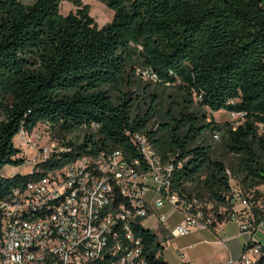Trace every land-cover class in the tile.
<instances>
[{"label": "trees", "instance_id": "16d2710c", "mask_svg": "<svg viewBox=\"0 0 264 264\" xmlns=\"http://www.w3.org/2000/svg\"><path fill=\"white\" fill-rule=\"evenodd\" d=\"M64 1L77 11L62 14ZM101 1L114 13L103 27L80 0H0V201L97 150L118 148L141 158L128 135L136 130L174 163V191L193 189L217 210L226 208L217 221L230 218L233 208L242 211L255 233L264 221V0ZM139 67L153 68L161 85L184 98L166 114L164 134L149 128L156 95L149 94L145 112L135 113L139 99L130 88L144 83L146 94L151 84L136 75ZM111 89L119 91L118 102ZM195 99L199 110L191 111ZM221 110L242 113L245 124L234 130L210 119ZM42 124L72 150L54 152L32 173L3 176L5 167L27 162L16 144L19 133ZM79 131L86 132L81 142L65 141L66 133ZM217 131L235 162L214 158L202 140ZM228 171L247 207L234 206ZM134 231L149 264H168L159 257L156 233L140 225Z\"/></svg>", "mask_w": 264, "mask_h": 264}, {"label": "built area", "instance_id": "2783aa9c", "mask_svg": "<svg viewBox=\"0 0 264 264\" xmlns=\"http://www.w3.org/2000/svg\"><path fill=\"white\" fill-rule=\"evenodd\" d=\"M136 75L161 83L151 67L137 68ZM128 135L141 158L131 159L118 148L97 150L13 188L0 201V264H149L143 239L134 229L140 225L151 230L146 222L154 216L152 206L169 204L183 214L182 221L168 229L172 237L212 229L220 222L217 215L226 208L217 210L196 194L174 191V163L164 161L147 134L135 130ZM221 136L220 131L214 134L216 139ZM34 137L40 138L35 131L18 135L23 146L36 149ZM49 150L36 153L35 165L50 157ZM228 175L234 206L247 207L248 199L235 188L230 171ZM241 212L233 208L228 219L252 237L241 256L230 257L227 264H264V244L254 238ZM156 221L165 227L167 215L156 216Z\"/></svg>", "mask_w": 264, "mask_h": 264}, {"label": "rangeland", "instance_id": "374dc122", "mask_svg": "<svg viewBox=\"0 0 264 264\" xmlns=\"http://www.w3.org/2000/svg\"><path fill=\"white\" fill-rule=\"evenodd\" d=\"M82 2V6L88 5L90 7V15L94 18V20L97 22L99 27H103L110 23L114 18L113 11L101 0H80ZM78 9V6L75 5L73 1H64L61 6V13L64 15L69 14L70 12H76ZM148 82V81H147ZM151 83V82H148ZM144 84V83H143ZM142 84V85H143ZM142 85L140 87H137L136 85L132 86L130 88V91L133 93V97L137 100L136 107H135V113H143L145 112L150 103L149 94H154L157 96L156 101V113L155 116L151 119L149 128L151 130L159 131L160 134H164V128H165V121H166V114L170 111L178 110L177 108H180L183 105L184 98L181 94H178L176 90L173 88V86H165L161 85L159 83H151L150 88L148 89V93H144V90L142 88ZM125 91L127 88L124 89ZM110 94L113 97V100L115 102H118V95L119 91L116 89H111ZM197 108L199 110V105L196 99L194 100V105L191 108V111L193 109ZM208 113H210V110L204 109ZM210 119L214 120L216 123L219 124H228L229 127L236 130L239 126L245 124V118L244 117H238L233 118L231 113L226 110H221L218 112L211 113ZM35 133L40 136V138L34 137L33 140L35 143H37V148H27L21 144L20 138H16V144L20 145L23 148L24 154L27 157V162L25 165L19 166L18 169L23 172L22 175H26L31 173L34 170V167L36 166L34 163V158L36 156V153L38 151H41L44 148H48L49 153L51 156L54 152H61L63 147L61 146L62 137H60L59 133L56 131H53L50 126H47L45 124H42L37 127L35 130ZM85 131H79V132H71L66 133L65 141L74 140L76 142H81L85 138ZM215 133L207 132L202 140H206L209 144L212 145L213 150V157L217 159H224L226 162H235V156L232 154V152L225 146L224 143V137L223 134L220 139H216L214 137ZM263 134L262 128L259 130V135ZM11 166H7L4 168V172H6V169H9ZM7 175L12 174L10 172L6 173ZM237 183V186H239V183ZM235 185V182H234ZM193 194H196L193 189H191Z\"/></svg>", "mask_w": 264, "mask_h": 264}, {"label": "crops", "instance_id": "0c3cea01", "mask_svg": "<svg viewBox=\"0 0 264 264\" xmlns=\"http://www.w3.org/2000/svg\"><path fill=\"white\" fill-rule=\"evenodd\" d=\"M2 172L6 177L7 172L12 175L23 174L18 167L11 166ZM11 176V175H10ZM154 215L146 224L161 241L162 250L159 257L168 264H227V260L239 258L245 245L252 235L243 233L239 224L232 219L218 222L212 229H201L183 237H172L169 228L174 227L183 219V214L174 210L169 204L163 207L152 206ZM167 215V223L157 225L156 216ZM254 238L264 244V221L254 233Z\"/></svg>", "mask_w": 264, "mask_h": 264}, {"label": "water", "instance_id": "95a60500", "mask_svg": "<svg viewBox=\"0 0 264 264\" xmlns=\"http://www.w3.org/2000/svg\"><path fill=\"white\" fill-rule=\"evenodd\" d=\"M17 175H22V174H17Z\"/></svg>", "mask_w": 264, "mask_h": 264}]
</instances>
